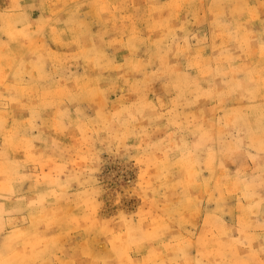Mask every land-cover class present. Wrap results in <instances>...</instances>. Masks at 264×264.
Listing matches in <instances>:
<instances>
[{"label":"rangeland","instance_id":"rangeland-1","mask_svg":"<svg viewBox=\"0 0 264 264\" xmlns=\"http://www.w3.org/2000/svg\"><path fill=\"white\" fill-rule=\"evenodd\" d=\"M0 264H264V0H0Z\"/></svg>","mask_w":264,"mask_h":264}]
</instances>
